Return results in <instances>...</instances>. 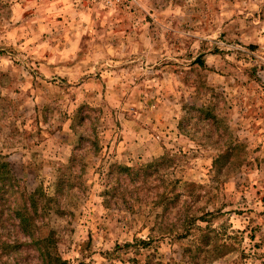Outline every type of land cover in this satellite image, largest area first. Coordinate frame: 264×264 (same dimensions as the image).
<instances>
[{"label": "rangeland", "instance_id": "1", "mask_svg": "<svg viewBox=\"0 0 264 264\" xmlns=\"http://www.w3.org/2000/svg\"><path fill=\"white\" fill-rule=\"evenodd\" d=\"M103 2L105 0H79L80 4L89 9ZM152 2L155 6L156 0ZM224 2L234 4L237 0ZM129 3L131 0H122L115 9L100 8L96 12L85 13L78 8L77 0H0V86L11 87L17 95L24 93L15 104L11 100L7 103L13 108H19L20 115L26 117L21 121L22 125L35 126L34 134L30 133L26 139H33L37 143L48 139L45 148L52 154L68 143L63 135L58 136L55 130H48L45 125L57 115L59 102L67 90H71L73 83L77 88L83 85L84 89L98 86L109 107L118 106L111 107V116L120 135L107 145L108 151L123 154L126 131L135 134L144 130L152 135L149 126L144 125L141 129V121L136 118L141 117L145 103L149 109L157 103L156 97L146 101L145 96L157 91L158 85L164 80L160 68H172L175 73L180 70L176 67L177 62H158L155 66L156 75L145 78L130 75L138 62L123 63L122 59L127 60V56L121 58L110 52L113 64L107 69L100 68L103 61L98 63L90 58L102 55L100 42L95 37L98 33L103 36L105 29L110 37L108 42L111 48L115 49L125 43L124 51L130 50L125 38L131 39L133 32L139 36L141 30L136 27L131 15L136 12L135 7L127 9V17L121 11ZM216 11L219 13L220 10ZM76 12H80V15H75ZM260 19L264 20V16ZM235 20L236 16L232 13L218 24L221 28L219 40L223 41L230 34L233 37L241 35L237 31L240 24L233 23L231 27H226ZM143 22L147 23L150 30L156 28L152 15H145ZM89 25L90 31H85ZM201 27H204V23H201ZM205 31L208 29L205 28ZM244 34H247L246 30ZM192 43V51H188L185 45L180 57H186L189 61L187 72L200 77L203 72H215L217 60H225L229 68L240 67L242 78H233L235 95L233 103L228 104L232 115L213 114L215 109L208 112L214 123L208 129L206 139L211 141L214 136H218L216 143L219 144L220 139L227 137L223 151L213 158H205L198 152L189 155V151L180 147L181 155L167 156L173 162L169 167L175 165L179 169L170 182V190L175 192L182 187L196 208V214L186 222L187 235L185 232L175 233L168 241V244L177 246L172 252L174 254L179 249L180 259L161 251L165 247V236L153 235L163 231L157 228L155 218L151 226L142 223L136 232L131 231L137 209L134 205L129 206L127 201H123V208L119 205L114 208L111 202L104 199L100 201L97 210L96 199L87 197L83 205H75L67 210L69 216L59 214L48 191H56L59 181L54 180L49 184L48 177L42 178V164L35 169L29 168L17 157L3 152H0V184L1 179L6 181L0 185V188H4L0 196V235L11 238L13 232L25 235L30 229L42 230L47 242L53 241V246L51 242L48 243L47 250L53 248L65 264H114L115 261L124 264V258H127L128 264H145L147 261L153 264L158 259L162 264H181L184 252L190 250L186 243L187 236L192 235L190 229L195 227L201 233L198 237L200 239H207L205 229L216 234L213 249L217 264H264V96L261 95L264 91V76L259 74L264 72V62H261L264 61V51L255 40L247 43L236 40L240 47L233 60L230 59L232 52L218 46L197 45L195 40ZM172 46L180 47L179 41ZM84 61H87L85 67L94 68L89 67L85 71L80 66ZM95 68L100 70L95 71ZM217 75L222 73L217 72ZM128 79L132 82L127 83ZM188 79L186 76L185 86ZM100 81L104 83L99 84ZM203 87L215 94V88L208 84L206 78ZM74 98L75 95L69 97L70 100ZM33 100L35 103H30ZM138 104L140 107H137ZM79 107L75 112L79 111ZM184 107L187 108V105ZM155 123L153 119L152 124ZM125 125L131 127L126 130ZM56 127L64 131L62 125ZM178 127H183V121ZM32 155L36 157L38 154ZM69 162H72L71 158ZM205 180L211 185L207 191ZM107 192L108 189L102 188L100 197H105ZM29 196L38 203V214L30 213L32 222L29 220L30 226L24 229L20 226L21 220L15 215L14 207L21 206L25 197ZM175 199L179 200V196ZM187 210L190 212L192 206ZM120 212L125 215H119ZM97 217L101 221L108 219L114 223L111 232L124 224L128 228L125 235L129 238L111 239L109 225L98 222ZM126 217L133 219L126 221ZM77 236L81 239L77 240ZM141 241L147 243L142 244ZM222 246L223 250L218 252ZM20 248V243L3 245L4 254H8L10 249ZM129 252H132L131 256ZM27 259L29 264H43L38 250L30 251Z\"/></svg>", "mask_w": 264, "mask_h": 264}, {"label": "clouds", "instance_id": "2", "mask_svg": "<svg viewBox=\"0 0 264 264\" xmlns=\"http://www.w3.org/2000/svg\"><path fill=\"white\" fill-rule=\"evenodd\" d=\"M120 3L122 0H116L115 3L113 0H105L89 9L77 0L78 8L83 9L85 13L96 12L100 8L115 9ZM129 7L136 8V12L131 15L135 19L136 27L141 30L139 36L133 32L131 39L125 38L127 48L130 50L124 51L125 43H121L115 49L111 48L108 42L110 37L105 29L103 36L98 33L95 37L100 42L102 55L90 58L98 63L103 61L100 68L107 69L113 64L110 52L121 58L127 56V60L122 59L123 63L138 62L135 71L130 75L145 78L156 75L155 66L158 62L160 64L166 61L177 62L176 67L180 70L175 73L172 68H160L164 80L158 85L157 91L145 96L146 101L156 97L157 103L153 104L151 109L145 103L141 117L136 118L141 121V129L144 125L149 126L152 135L144 130L135 134H128L126 131L125 143L122 145L123 154L117 155L108 151L107 145L120 135L119 129L112 123L111 116V107L118 106L109 107L98 86L94 89H84L83 85L77 88L73 83L71 90H67L66 95L60 100L57 115L45 125L46 129L55 130L58 136L63 135L68 140L64 147L52 154L45 148L49 143L48 139H44L43 143H37L33 139L25 138L30 133L34 134L35 126L22 125L21 121L26 117L20 115L19 108H13L7 103L11 100L15 104L21 100L24 93L17 95L11 87L0 86V152L12 154L29 168L35 169L37 165L42 164L44 166L42 178L48 177L49 184L54 180L59 181L56 191L48 190L59 214L69 216L70 212L67 210L75 205H83L87 197L96 199L97 210L100 201L104 199L111 202L114 208L117 205L123 208V201H127L129 206L134 205L137 209L131 231L136 232L142 223L151 226L155 218L157 228L163 231L153 235L165 236V247L161 251L180 259L179 249L173 254L172 249L177 246L168 244V241L175 233L185 232L187 235L186 222L190 216L196 214V208L194 201L182 187L177 188L175 192L170 190V182L179 169L175 165L169 167L173 162L167 156L181 155L180 147L189 151V155L198 152L205 158H213L218 152L223 151L227 137L220 139L219 144L216 143L218 136H214L211 141L206 139V133L214 123L208 112L215 109L213 114L231 116L228 104L233 103L235 95L233 78H242L240 67L229 68L225 60H217L216 71L203 72L200 77L187 72L189 61L186 57L180 59L183 55V46H188L187 50L192 51L193 40L197 45L218 46L232 52L230 59L233 60L240 47L236 40L244 43L255 40L264 51V20L260 19L264 16V0H237L234 4L225 3L224 0H175V2L156 0L155 6L152 0H131V3L121 9L126 17ZM216 9L220 10L219 13ZM232 13L235 14L236 20L231 21L226 27H231L233 23L240 24L241 27L237 31L241 35L233 37L230 34L221 41L218 39L221 32L218 24ZM75 15H80V12H76ZM145 15L153 16L155 29L150 30L147 23L143 22ZM248 17H251L250 21ZM201 23H204L203 28ZM205 28L208 31H205ZM90 29L91 25L85 31ZM245 30L247 34H244ZM177 40L180 47L172 46ZM86 64L87 61H84L80 65L85 71H88L89 67L94 68L85 67ZM100 68L94 70L99 71ZM217 72L222 75H217ZM259 74L264 76V72ZM186 76L189 77L187 86L184 83ZM204 78L215 88V94L203 87ZM131 82V79L127 80V83ZM65 88L67 89L66 85ZM161 89L163 91H160ZM73 95L75 98L70 100L69 97ZM261 95L264 96V91ZM169 96L171 99H168ZM217 105L220 107L217 108ZM78 106L79 111L75 112ZM137 107H140L139 104ZM153 119L156 121L155 125L152 124ZM181 121L183 127L179 128ZM57 125H62L64 131H60ZM130 127L125 125L126 130ZM20 153L23 155L17 156ZM32 153L38 155L33 157ZM204 182L207 191L211 185H208L206 180ZM102 188L108 189L105 197L99 195ZM177 195L179 200L175 199ZM190 206L192 210L189 212L187 209ZM119 215L124 216L125 213L120 212ZM132 219L126 217V221ZM97 221L109 225L111 239L129 238L125 235L128 228L124 224L116 227L115 232H111L114 226L112 221L108 219L101 221L99 217ZM190 230L192 235H188L186 241L190 250L184 252L181 264H217L213 249L216 234L210 229H205L207 239H200L198 237L201 233L195 227ZM219 231L217 228V232ZM76 239L79 240L81 237L77 236ZM6 243H20L22 248L10 249L8 254H4L3 245ZM108 246L110 247V243ZM47 247L48 242L42 230L30 229L25 235L13 232L11 238L8 235H0V264H29L27 255L30 251H45ZM128 255L131 256L132 252ZM114 264H119V261H115ZM124 264H128L127 258H124Z\"/></svg>", "mask_w": 264, "mask_h": 264}, {"label": "trees", "instance_id": "3", "mask_svg": "<svg viewBox=\"0 0 264 264\" xmlns=\"http://www.w3.org/2000/svg\"><path fill=\"white\" fill-rule=\"evenodd\" d=\"M1 180H2V184H4L6 181V179H1ZM2 184H0V185H2ZM3 189H4L3 187L0 188V196L2 195ZM22 198H24L23 194H22ZM37 204L38 203L36 202V200L33 198L31 199V197L29 196V197H25V199L22 201L21 206L18 205V206L14 207L15 215L19 216V218L21 220L20 226L22 228L26 229L28 226H30L29 220H31V222H32V219H33L30 216V213H32V212L36 213L37 212ZM36 214H38V213H36ZM32 226H33V224H32ZM50 242L52 244V245L51 244L50 245L53 246V243H52L53 241L50 240L48 243H50ZM141 242H143L142 244L147 243L146 241H141ZM222 250H223V246L221 249H219L218 252H221ZM39 252H40V255L43 259V264H65V261L51 247L49 250L46 249L45 251H39ZM145 264H151V263L149 261H147ZM153 264H162V263L158 259Z\"/></svg>", "mask_w": 264, "mask_h": 264}, {"label": "crops", "instance_id": "4", "mask_svg": "<svg viewBox=\"0 0 264 264\" xmlns=\"http://www.w3.org/2000/svg\"><path fill=\"white\" fill-rule=\"evenodd\" d=\"M15 9H16V6L14 5Z\"/></svg>", "mask_w": 264, "mask_h": 264}]
</instances>
